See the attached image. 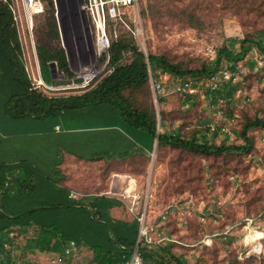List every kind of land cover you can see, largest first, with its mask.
Instances as JSON below:
<instances>
[{
	"label": "rangeland",
	"instance_id": "rangeland-1",
	"mask_svg": "<svg viewBox=\"0 0 264 264\" xmlns=\"http://www.w3.org/2000/svg\"><path fill=\"white\" fill-rule=\"evenodd\" d=\"M44 1L47 5L48 0ZM13 4L22 16L21 2L13 0ZM259 4L260 0L254 6L236 0H138L136 10L126 9L122 20L111 19L108 27L111 40L124 36L147 54H165L172 62L183 67L197 68L204 62L214 59L217 48L229 37L241 39L253 36L255 30L264 27V12H260L262 9L258 8ZM247 10L251 16L244 21L237 11ZM47 11L45 7L44 12L34 16L35 46L40 44L55 47L58 43L61 45V40L48 34V27L45 24ZM70 20L73 23L71 17ZM81 21L82 30L79 28L78 31L75 25L72 26L73 41L79 62L80 58L86 56L89 57V62L85 65L76 64L77 70L71 69L77 76L82 67L95 62V68L100 71L84 87L49 90L45 92L47 95L81 93L109 71L110 60L105 66L104 57L95 55V58H92L89 41L90 37H93L92 27L90 23L89 27L86 25L84 16H81ZM18 27L22 56H18L8 43L1 44L3 51L0 52L12 64L14 76L23 77V64L31 83L34 84L40 65L37 67L36 58H26L28 48L24 40L26 36L23 33V21L18 23ZM261 37L264 42V35ZM238 45L236 44V47ZM130 57L131 54L126 52L125 60H130ZM160 72L159 70L157 75ZM152 74L151 70L148 84L136 91L132 99L135 105L155 109L158 125L162 130L169 129L184 137L195 135L213 144H244V139L238 133L243 124L247 119L264 118V54L259 53L256 47L238 63L235 72L227 70V64L224 63L215 79H193L197 91L192 95L171 92L155 101L152 80L157 75ZM226 74L229 75L228 78ZM43 76L46 83L55 84L50 70L47 72L43 68ZM62 76L67 77L64 74ZM226 80L230 81L233 94H229L226 99L212 102L207 97L208 90L212 89V85L221 87ZM21 87V85L17 87L12 79L8 85L0 86V139L2 132H14L21 126L20 123L5 120V113L11 114L14 102H17L10 101V98L13 94H19L22 91ZM172 87L173 84L170 83L169 90H172ZM126 94L130 92L126 91ZM218 110L222 112L218 113ZM162 116L165 119L163 126ZM211 122L227 126L230 132L212 131L208 126ZM106 131L104 132L108 133ZM140 131L149 136L143 130ZM249 135L253 146L248 151L217 155L195 154L170 146H159L156 140L152 154L136 153L129 158L108 163L72 162L66 167L64 181L60 183L68 185L80 199L88 194L108 192L110 195L119 196L128 187L129 177H135L142 191L141 204L152 199V210L155 213L160 204L172 201L181 192L193 190L205 201L207 221L203 223L194 218L188 224L170 222L167 230L183 243L182 247H174L171 250L168 245L155 248L154 251L173 264L178 260L182 264H264L263 254L245 255V248L240 245L248 219L254 220L252 226L264 229V128L251 129ZM105 144L107 143L100 145ZM45 160L50 161L51 157ZM35 174L40 181V184L35 185V200L3 199L8 212L19 213L23 212L21 211L23 208L32 210L43 206L68 205L59 197L61 193L58 187L59 178L51 164L39 165ZM17 193L22 194L19 191ZM90 202L88 198H82L79 201V208L65 207L56 212V215L70 213L75 215L77 210L78 223L77 227H72L75 237L71 240L79 246L73 254L41 252L33 246H28L27 243L35 237V229L31 227L21 234L19 231L13 234L16 238L11 247L12 256L17 259L18 264H97L93 251L83 241L105 244L107 233L104 227L114 240L115 237L109 227L100 226L105 232L102 236H96L89 227L87 212L92 215ZM125 210L127 213L126 207ZM29 215L35 218V211L24 217ZM132 216L126 214L124 217L131 219ZM64 223L66 228L71 230L70 223Z\"/></svg>",
	"mask_w": 264,
	"mask_h": 264
},
{
	"label": "trees",
	"instance_id": "trees-1",
	"mask_svg": "<svg viewBox=\"0 0 264 264\" xmlns=\"http://www.w3.org/2000/svg\"><path fill=\"white\" fill-rule=\"evenodd\" d=\"M236 1L254 6L258 0ZM11 2L12 0H0V50L3 51L2 43H8L9 47L18 56H22V46H20L18 40L19 27L12 16ZM43 2L44 10L45 7L48 9L45 23L48 27V34L55 39L61 40L55 0H48L47 5L44 0ZM263 6L264 0H260V4L258 5V8L262 9L260 12H264ZM237 13L244 21L251 16L249 10L237 11ZM34 16L35 14L33 15V21ZM263 35L264 27H261L254 31L253 36H246L241 39L229 37L225 43L217 48L214 59L204 62L197 68L183 67L179 63L172 62L165 54L149 53L146 56L131 39L121 36L111 42L109 71L95 80L83 92L68 95H47L46 91L42 88H37L34 84L32 85L25 66L22 64L23 77L15 75L14 78L22 86L23 90L19 94H13L10 98V101L17 100V102H14V110L11 112V115L14 117L51 115L61 108H75L87 104H95L94 102L98 101H110L119 109L121 115L130 125L143 130L149 135L151 144L157 140L159 146H170L182 151L206 155L245 152L253 146L249 131L251 129L264 128V118L247 119L243 124L238 133L244 139V144H213L195 135L184 137L178 132L169 129L159 131L155 109L135 105L132 97L136 91L143 89L148 84L151 70L155 76L160 70L161 72H168L182 78L195 80L215 76L224 63L227 64V70L235 72L238 63L246 58L253 47H256L259 53L264 54V42L261 37ZM236 44H239L238 47H236ZM36 51L42 77H44L43 68L49 72V62L51 61L57 62L58 68L63 71L64 75L69 78L75 77L62 41L61 45L58 43L55 47L37 44ZM126 52L131 54L130 60H125ZM126 91L130 92V94H126ZM229 94H233V88L230 85V81L226 80L225 84L221 87L209 89L207 97L212 102H217L220 97L226 99ZM161 114L163 115L162 111ZM164 121L165 119L162 116V126ZM136 153L143 152L137 151ZM133 155H129L123 159ZM16 169L17 167L15 166L0 163V264H18L17 259L12 256L11 247L14 245L16 238V235L13 234L17 231L21 234V232H25L31 227L35 229V237L27 243L28 246H33L41 252L64 253V245L75 237L72 227H77V210L75 211V215L70 213L59 214V216L58 214L56 215V212L59 209L63 210L65 207L79 208V201L82 198H88L92 204V215L87 212V224L89 227L93 229L92 231L96 236H102L105 232L107 233L105 244H99L96 241H83L93 251L94 260L97 264H121L130 258L138 236V221L128 211L127 214L132 216L130 220L111 217L109 214L110 209L120 205L116 199H111L104 195H85L81 199H72L68 205L64 206H62L63 204H59V206H43L19 213L8 212L3 203V196L13 191V185H6V183L15 180L14 172ZM182 176L185 177L186 174H182ZM60 181H64V174L59 178ZM186 192L194 191L187 190L178 195H184ZM34 211L35 218L30 217V215L24 217V215L31 214ZM64 222L70 223L71 230L66 228L67 226ZM102 225L109 227L113 231L115 240L108 234L105 227V232L100 229ZM181 245L173 244L171 248H174V246L182 247ZM142 256L145 264H173L157 251L150 249H143ZM175 264H182V262L178 260Z\"/></svg>",
	"mask_w": 264,
	"mask_h": 264
},
{
	"label": "crops",
	"instance_id": "crops-1",
	"mask_svg": "<svg viewBox=\"0 0 264 264\" xmlns=\"http://www.w3.org/2000/svg\"><path fill=\"white\" fill-rule=\"evenodd\" d=\"M20 40L23 42L22 38ZM27 54L26 58H33L31 52ZM0 66L3 67L0 68V86L8 85L12 79L19 87L20 84L14 78L12 64L2 52H0ZM31 69L34 71L32 66ZM21 89L23 90L22 87ZM94 103L82 107L61 108L51 115L43 116L14 117L5 113L7 122L14 121L21 126L14 132H2L0 139V163L17 167L14 172L15 180L6 183L13 185V191L4 194V200L7 198L35 200V183L40 184L35 176V170L39 169V165L51 164L56 176L60 178L72 162L104 163L121 160L137 151L152 153L156 140L151 144L150 137L130 125L112 102ZM105 130L108 133H105ZM101 143L107 144L100 145ZM48 157H51L50 161L45 160ZM60 182L58 187L62 202L69 203L72 199L79 198L75 194L72 196L74 191ZM17 191L22 194H18ZM88 195H104L116 199L120 205L110 209V216L115 219L130 220L124 217L127 214L126 206L118 196L103 193ZM26 210L28 209L23 208L21 211ZM173 244L179 243L169 242L162 247L168 245L171 247ZM150 250L154 251V249Z\"/></svg>",
	"mask_w": 264,
	"mask_h": 264
},
{
	"label": "built area",
	"instance_id": "built-area-1",
	"mask_svg": "<svg viewBox=\"0 0 264 264\" xmlns=\"http://www.w3.org/2000/svg\"><path fill=\"white\" fill-rule=\"evenodd\" d=\"M19 1L21 2L22 16L20 11L16 10L14 7L13 0L10 5L12 16L17 22V25L19 22L23 21V33H25L26 36L24 40L26 41L28 52H31L33 58H36L37 67H39L33 36V15L43 12L44 2L43 0ZM137 5L138 0H82V3L79 4L80 10H84L86 12L90 26L92 27L95 55L101 58L104 57L106 59L105 66L108 65L110 60V47L112 42L111 33L109 32L108 27L109 21L111 19L122 20L124 11L129 8L136 10ZM31 12H34V14ZM92 63L93 64H91V66H93V69L95 71L97 70V73L94 76L96 77L100 70L95 68V62ZM37 69L38 76H35V87L42 88L46 92L54 89L73 87V85H49L42 78L40 67ZM63 74H61V77H63ZM77 76L83 77V81L81 83L86 81L85 76L82 75L81 72H79ZM225 76L227 78L229 77L227 74ZM93 78L91 80H93ZM211 78L215 79V76ZM90 81L87 84H89ZM152 81L155 92V101L163 96H167L171 92H177L182 95H192L197 91L193 79L182 78L168 72H160L159 75H157L156 78H153ZM170 83L173 84L172 90H169L168 88ZM211 88H217V85H212ZM222 99L223 98L220 97L218 100L220 101ZM216 104L213 103V105ZM221 112L222 111L218 110V113ZM208 126L212 131H218L222 133L230 132V129L227 126L218 125L215 122L209 123ZM158 129L159 131H163L160 129L159 125ZM74 194L75 193L73 192L72 196ZM106 194L111 193L108 192ZM118 197L124 203L130 214L135 217L139 225L137 240L135 242L134 248L132 249L130 258L121 264H145L142 256V250L145 248L155 249L162 247L169 242L182 244V242L178 240L176 236H174L172 233H169L167 230V225L170 222L187 223L189 220H193L194 218L203 223L207 221V216L205 213V201L199 198L195 192H186L184 195H179L168 203L160 204L159 209L155 213V211L152 210V199L148 200V202H145L144 204H141L140 201L142 197V191L139 189L138 180L135 177H129L128 187L124 189V191L120 193ZM253 222L254 220L252 218L248 219L247 225L245 226V231L240 239V245L245 248V255H264V229L259 226H252ZM77 249L78 245L74 240H71L64 245V252L67 255L73 254ZM242 253L243 252H241V255Z\"/></svg>",
	"mask_w": 264,
	"mask_h": 264
},
{
	"label": "water",
	"instance_id": "water-1",
	"mask_svg": "<svg viewBox=\"0 0 264 264\" xmlns=\"http://www.w3.org/2000/svg\"><path fill=\"white\" fill-rule=\"evenodd\" d=\"M82 3V0H55L56 5V16L58 20L59 30L61 34V41L62 45L66 50L67 58L70 63V66L73 70H77L78 63H81L83 65L88 64L89 57L86 56V58H80V62L77 55V50L74 44V38H73V31L72 26L75 25L78 28L81 29L82 21L81 16H84L86 19V25L89 27V19L86 15V12L84 10H80L79 4ZM70 17L73 19V23H71ZM82 30V29H81ZM77 31V32H78ZM90 48L92 53V58H95V50H94V42L93 37H90ZM145 55L148 56V54L144 51ZM77 64V66H76ZM50 67V73L51 77L55 82L56 86H69L72 84H78L83 81V77L81 76H75L72 78L69 77H61V74H63V71H61L56 61L49 62Z\"/></svg>",
	"mask_w": 264,
	"mask_h": 264
},
{
	"label": "bare ground",
	"instance_id": "bare-ground-1",
	"mask_svg": "<svg viewBox=\"0 0 264 264\" xmlns=\"http://www.w3.org/2000/svg\"><path fill=\"white\" fill-rule=\"evenodd\" d=\"M31 13L33 14V12ZM79 72H81V74L85 76L86 81L81 84H75V85L72 84L73 87H84L85 85H87V83L95 76L97 70L95 71L93 69V66L89 64L86 68L82 67V69Z\"/></svg>",
	"mask_w": 264,
	"mask_h": 264
}]
</instances>
